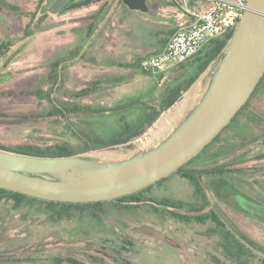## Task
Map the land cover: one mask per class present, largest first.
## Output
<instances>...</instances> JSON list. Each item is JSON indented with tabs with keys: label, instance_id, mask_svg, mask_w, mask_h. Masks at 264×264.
<instances>
[{
	"label": "rangeland",
	"instance_id": "obj_1",
	"mask_svg": "<svg viewBox=\"0 0 264 264\" xmlns=\"http://www.w3.org/2000/svg\"><path fill=\"white\" fill-rule=\"evenodd\" d=\"M2 1L16 6L23 13H35L39 20L43 17L40 7L45 0ZM147 5V13L127 12L118 6H114V11L111 6V14L105 18L103 28L92 42L87 59L70 69L64 91L78 92L93 80H105L107 82L102 84L100 92L83 99L82 103L112 107L128 97L143 99L148 93H151L148 97L154 102L166 83L176 82L179 77L188 75V69L183 72L176 64H169L165 71L154 74H144L131 67L160 50L166 38L161 33L175 30L179 17L186 16L170 0H147ZM98 7L99 4L60 15L49 14L41 20V31L15 42L7 54L13 60L7 63L4 70L10 72L11 77L0 84V92L30 90L40 86L46 88V65L53 56L83 42L84 33L81 32L88 23L87 17ZM28 21V16L0 7V40L15 38ZM218 61H214L181 100L161 114L147 133L131 146L81 156L100 162H114L156 146L197 104L207 86V76ZM111 78H118V81L108 82ZM42 110L43 106L30 97L0 95V143L6 146L24 142L51 143L56 136L51 121L41 116ZM247 111L259 118L257 124L246 125L241 137L234 134L236 121H240L236 119L224 136L226 140L233 139L236 144H248L247 156L264 157V80L250 96ZM136 115L137 112H133L127 118L134 119ZM204 155L194 157L188 170L203 167ZM251 175L245 177L241 174L239 186L252 197L264 200V195H254L257 190ZM182 177L181 172L172 174L151 185L141 195L148 201L146 203L157 207V211L147 205L122 217L108 208L110 213L104 223L89 215L88 210L76 213L70 223L59 224L44 223L41 221L42 214L27 210L23 214L28 225L22 222L21 213H13L16 227L8 222L0 225V264H58V260L67 257L95 264L90 263L88 256L95 257L96 264H264V255L246 245H240L244 251L240 256L238 245L233 241L223 245L220 226L209 222L206 209L212 204L219 208L225 206L215 196L192 195L195 192L193 184L182 181ZM198 182L201 186V179ZM179 216L192 218L181 222ZM198 216L206 220L202 223L195 221L193 217ZM231 219L253 241L264 247V223L234 214ZM61 230L65 233L60 236L63 233Z\"/></svg>",
	"mask_w": 264,
	"mask_h": 264
},
{
	"label": "trees",
	"instance_id": "obj_2",
	"mask_svg": "<svg viewBox=\"0 0 264 264\" xmlns=\"http://www.w3.org/2000/svg\"><path fill=\"white\" fill-rule=\"evenodd\" d=\"M97 4H99L98 9L93 11L87 17L88 23L85 26L84 31L81 32L84 33L83 42L65 52L53 56L46 65V88L40 86L30 90L22 89L0 92V95L5 97H30L43 106V114L41 116L48 118L51 121L56 139H52L53 141L49 144L44 143L42 145L39 143L24 142L6 146L0 143V150L33 157L58 158L110 150L122 146H131L135 140L147 133V131L160 118L161 114L177 104L182 96L198 82V80L207 72L209 66L217 59L220 53L224 51L233 33L230 32L225 35V38L209 42L189 59L176 63L177 68H181L183 72L188 69V75L179 77L176 82L166 83L158 98H155L154 102L151 101L152 98L148 97L151 93H148L143 99L128 97L123 99V101L114 104L112 107L84 104L82 103V100L100 92L103 88L102 84L107 81L93 80L81 91H71L68 93L64 91V86L69 71L73 66L87 59V53H89L92 42L99 34L98 31L103 28L102 25L105 23V18L111 14V6L114 8V11L117 6L122 8L123 11L129 12L130 10L123 5L122 0H77L59 13L60 15L70 10L84 9ZM171 4L175 5L173 2ZM0 7L3 10L29 17L28 23L25 25L22 32L18 33L15 38L7 37L0 40L1 84L11 77L10 72L4 71L7 68V65L13 60L11 59V55L7 56L10 48L15 42L28 39L41 31V27H39L41 20L44 17L46 18L49 13L43 11L40 7L43 17L39 20L36 18L35 13H23L16 6H12L2 0H0ZM175 32L176 30H171L167 31V33H161L166 36L162 41L163 46L152 55L163 50L168 40ZM142 59L136 64H132L131 67L136 68L137 71L144 74H154L140 68V61ZM124 79L128 78L124 77ZM112 80L117 82L118 78L108 79V82ZM263 80L264 74L252 95ZM61 94L62 98L65 97L66 99H62ZM247 103L248 101L234 116L230 123L210 142V144L217 142V140L228 130L231 123L241 117L243 113H249L247 111ZM133 112H137L136 117L134 119H128V115ZM207 146L195 158L204 153ZM192 160L193 158L173 174L181 172L183 177L189 179L194 184H197V177L202 175V170H188L189 167H192L189 166ZM184 169H187L188 171H185ZM150 188L151 186L134 194L122 196L112 201L84 204L44 201L0 189V225H5V223L8 222L10 225L14 223L12 226L16 227L17 225L14 222L15 219L12 217L14 215L13 213H21L23 216L22 222L28 224L26 223V217H24L23 214L27 210H34L35 213L42 214L43 219L41 221L51 224L70 223L76 213H84L86 210H88L89 215L101 223L105 222L110 213L109 210H107L108 208H111L116 212L117 216L122 217L127 214H133L142 206L147 205L157 211V207H153V204L146 203L148 201H145V199L141 197V195ZM174 216L176 217L178 215ZM178 218L183 222L191 220L192 217L179 216ZM193 218L195 221L201 223L206 220L205 217L201 216ZM28 228L31 229L30 226ZM61 231L63 233H61L60 236L65 233V230ZM71 236L72 238H75L74 235H68L67 237ZM77 241L78 240H75L73 242ZM243 253V250L238 252L239 256ZM88 259L90 263L96 264L95 257L88 256ZM59 262L65 264H85L74 257L63 258L58 260L57 263L59 264Z\"/></svg>",
	"mask_w": 264,
	"mask_h": 264
},
{
	"label": "water",
	"instance_id": "obj_3",
	"mask_svg": "<svg viewBox=\"0 0 264 264\" xmlns=\"http://www.w3.org/2000/svg\"><path fill=\"white\" fill-rule=\"evenodd\" d=\"M77 0H45L55 15ZM147 13V0H122ZM207 86L194 108L156 146L114 162L86 156L33 157L0 150V189L61 203L112 201L170 176L196 157L246 104L264 74V0H248ZM215 60V61H216ZM244 210L264 217V208L235 196Z\"/></svg>",
	"mask_w": 264,
	"mask_h": 264
},
{
	"label": "flooded vegetation",
	"instance_id": "obj_4",
	"mask_svg": "<svg viewBox=\"0 0 264 264\" xmlns=\"http://www.w3.org/2000/svg\"><path fill=\"white\" fill-rule=\"evenodd\" d=\"M225 37L226 36L223 38ZM238 120L240 121H236L237 126L234 128V134L242 137L244 133L241 132L245 131L243 128L246 125H256V121H259V118L252 113H243ZM260 122H262V120ZM233 123H231V125ZM225 134L226 132L217 142L209 144L204 152L205 158L202 162L203 167L200 168L202 170V175L197 177L198 181L201 179L202 185L200 186L198 181L197 184H194L185 177H182L181 180L193 184L195 192H192V195H212L221 200L222 204L225 206V208H219L215 204H212V206L209 205L208 209H206V218L209 222L220 226L222 231L220 241L223 245L227 243V241H233L235 245H238L237 252L242 251L240 248L242 246L240 245L243 244L264 255V247L253 241L251 237L240 229L231 219V215L234 214L236 217L239 216L247 220H255L264 223V217L244 210L237 204V199L235 197L238 195L242 196L264 208V200L252 197V194L242 191L239 186L241 183V174H244L245 177L253 174L251 176L257 190V192H254V195H264V164L255 165L257 162H264V157H261L263 155L247 156V147H249V145L243 143L236 144L233 139L226 140ZM244 138H247V136ZM196 170H198V168L196 169L193 167L190 171ZM199 189H202V191L198 192ZM227 227L228 229H226ZM223 249L225 248L223 247ZM225 253L226 252H224V254Z\"/></svg>",
	"mask_w": 264,
	"mask_h": 264
},
{
	"label": "built area",
	"instance_id": "obj_5",
	"mask_svg": "<svg viewBox=\"0 0 264 264\" xmlns=\"http://www.w3.org/2000/svg\"><path fill=\"white\" fill-rule=\"evenodd\" d=\"M190 22L176 31L164 49L140 61V68L152 73L165 71L169 64L183 62L209 42L233 32L248 9V0H170Z\"/></svg>",
	"mask_w": 264,
	"mask_h": 264
},
{
	"label": "crops",
	"instance_id": "obj_6",
	"mask_svg": "<svg viewBox=\"0 0 264 264\" xmlns=\"http://www.w3.org/2000/svg\"><path fill=\"white\" fill-rule=\"evenodd\" d=\"M171 2V1H170ZM172 3V2H171ZM174 7V6H173ZM190 22V18L188 16L185 17H179V21L176 24V31L180 30L181 28H183L184 26H186L188 23ZM162 51V50H161ZM159 51V52H161Z\"/></svg>",
	"mask_w": 264,
	"mask_h": 264
}]
</instances>
